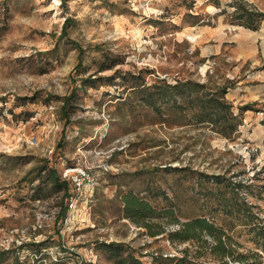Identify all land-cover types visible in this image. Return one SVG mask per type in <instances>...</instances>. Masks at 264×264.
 Wrapping results in <instances>:
<instances>
[{
    "label": "rangeland",
    "instance_id": "1",
    "mask_svg": "<svg viewBox=\"0 0 264 264\" xmlns=\"http://www.w3.org/2000/svg\"><path fill=\"white\" fill-rule=\"evenodd\" d=\"M219 1L225 8L231 2ZM245 1L264 11V0ZM215 4L0 0L3 264H116L99 248L101 242L123 243L145 264L152 254L180 256L185 249L197 254L198 243L150 237L124 216L123 194L152 184L178 204L182 222L200 214L184 175L157 168L190 167L244 179L252 184L245 195L264 217V23L257 31L234 24ZM75 43L86 51L83 68ZM98 48L116 60L114 69L97 72L103 60ZM119 70L154 73L148 79L234 83L227 99L236 109L251 107L239 134L226 139L208 127L167 125L144 107L129 111L128 94L118 98L115 86L79 90L82 79ZM76 84L68 121L62 108ZM46 164L69 180L71 199L63 200V193L38 199V170ZM64 209L66 218L59 220ZM201 262L214 263L208 255Z\"/></svg>",
    "mask_w": 264,
    "mask_h": 264
},
{
    "label": "trees",
    "instance_id": "2",
    "mask_svg": "<svg viewBox=\"0 0 264 264\" xmlns=\"http://www.w3.org/2000/svg\"><path fill=\"white\" fill-rule=\"evenodd\" d=\"M213 1L220 9L224 8L222 13L227 12L234 24L257 31L264 23V12L245 0H231L227 8L219 0ZM75 45L82 60L79 67L83 68L86 51ZM98 51H102L103 60L97 72L114 69L116 60H112L108 52L100 48ZM151 74L154 73L134 74L119 70L110 77L90 76L82 79L79 90L88 86L99 89L104 84L115 86L120 90L118 98L123 99L124 94H128L130 100L123 102L129 111L136 106L144 107L167 125L208 127L226 139L239 134L240 127L244 125V113L251 106L236 109L227 99L234 83L211 84L192 78L170 80L156 75L148 79ZM77 87L76 84L75 90L64 99L62 113L68 121L71 109L75 107L73 103L77 101ZM156 171L183 174L186 184L191 185L195 197L200 201V214L182 222L178 204L162 186L152 184L138 193L130 190L123 194L125 218L145 229L150 237L164 236L171 243H198L201 250L194 254L190 249H185L180 256L152 254L151 264H205L201 258L206 255L214 261L212 264H264V217L262 211L245 195L252 184L244 179L239 180L237 176L207 174L190 167H165ZM38 175L41 180L36 190L40 195L38 199L43 197L41 195L49 198L59 193H63V200L71 199L69 180L64 179L55 168L46 164L38 170ZM181 187L183 184L178 185V188ZM257 198L262 199L261 192ZM66 215L67 210L64 209L58 219L64 220ZM165 224L177 225L178 229L168 231ZM99 248L116 264H145L123 243L101 242ZM6 253H0V264H3Z\"/></svg>",
    "mask_w": 264,
    "mask_h": 264
},
{
    "label": "built area",
    "instance_id": "3",
    "mask_svg": "<svg viewBox=\"0 0 264 264\" xmlns=\"http://www.w3.org/2000/svg\"><path fill=\"white\" fill-rule=\"evenodd\" d=\"M69 173H70L69 170H66L65 173H64V176L67 177L69 175ZM79 185H81V183H79Z\"/></svg>",
    "mask_w": 264,
    "mask_h": 264
},
{
    "label": "crops",
    "instance_id": "4",
    "mask_svg": "<svg viewBox=\"0 0 264 264\" xmlns=\"http://www.w3.org/2000/svg\"><path fill=\"white\" fill-rule=\"evenodd\" d=\"M248 1H249L250 3H253L252 0H248ZM260 11H261V10H260ZM262 12H264V11H262Z\"/></svg>",
    "mask_w": 264,
    "mask_h": 264
}]
</instances>
